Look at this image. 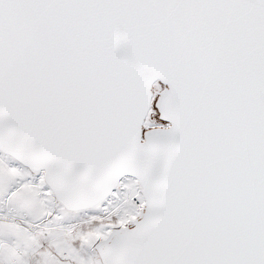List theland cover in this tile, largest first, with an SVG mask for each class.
<instances>
[{
	"label": "snow or ice",
	"instance_id": "1",
	"mask_svg": "<svg viewBox=\"0 0 264 264\" xmlns=\"http://www.w3.org/2000/svg\"><path fill=\"white\" fill-rule=\"evenodd\" d=\"M0 264H264V0H0Z\"/></svg>",
	"mask_w": 264,
	"mask_h": 264
}]
</instances>
